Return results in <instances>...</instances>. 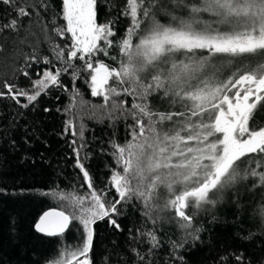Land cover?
Returning a JSON list of instances; mask_svg holds the SVG:
<instances>
[{
	"label": "snow or ice",
	"instance_id": "6c2138e0",
	"mask_svg": "<svg viewBox=\"0 0 264 264\" xmlns=\"http://www.w3.org/2000/svg\"><path fill=\"white\" fill-rule=\"evenodd\" d=\"M96 2L62 0L61 12L44 30L53 26L57 36L70 34V44L63 46L67 59L62 49L57 59L65 68L72 67L73 60L83 61L92 96L105 103L122 95L140 102L128 110L130 139L112 146L118 169L110 174L112 199L109 192L95 189L77 151L76 166L87 194L61 195L70 210L45 212L35 224L37 232L57 238H64L75 227L73 222L82 226L80 242L55 264H93V225L108 219L119 228L113 219L119 214L117 205L137 201L153 223V213L170 211L171 219L187 230L193 227L196 210L215 206L226 188L245 180L253 185L258 180L264 188V122L250 127V120L255 124L264 116V0H125L122 15L128 27L118 40L112 39L117 34L111 23H97ZM0 4L16 13L0 24V34L14 33L13 41L20 36V18L35 16L39 22L44 19L39 10L50 8L46 0ZM6 44H0V50ZM101 54L117 66L94 62ZM60 75L46 71L44 79L34 82L33 94L16 89L12 98L26 96L31 103L49 86H62ZM5 87L9 93L14 90ZM153 96L167 106H150ZM142 235L152 248L158 247L153 232ZM182 246L176 243L174 249Z\"/></svg>",
	"mask_w": 264,
	"mask_h": 264
},
{
	"label": "trees",
	"instance_id": "16d2710c",
	"mask_svg": "<svg viewBox=\"0 0 264 264\" xmlns=\"http://www.w3.org/2000/svg\"><path fill=\"white\" fill-rule=\"evenodd\" d=\"M46 2L49 10H39L42 21L35 16L20 18V36L15 41L14 33L0 34V44L7 41L0 50V93L4 94L0 95V264H55L62 258L74 227L64 238H57L37 232L35 224L45 212L70 210L61 195L87 194L83 173L76 166L77 151L95 189L109 192L108 199H112L110 174L118 170L112 146L130 139L128 110L140 102L122 95L105 103L102 97L91 95L83 61L73 60L72 67L65 68L56 53L62 49L67 59L63 46L70 44V34L57 36L53 26L44 30L61 12L62 0ZM124 5L125 0L96 2L97 23H111L117 34L114 40L128 27L122 15ZM12 18H16L15 11L0 4V24ZM61 23L62 16L56 19L57 25ZM25 35L27 39L20 43ZM109 52L117 54L113 49ZM45 59L50 63H44ZM95 60L117 66L102 54ZM46 71L61 72L62 86H49L31 103L26 96L12 98L16 89L33 94L34 82L44 79ZM5 84L14 86L12 93ZM148 103L158 109L167 106L155 96ZM262 122L264 116L255 124L250 120V127ZM117 207L119 214L113 219L119 228L108 219L93 225V264H264V188L258 180L254 185L245 180L226 188L218 194L215 206L196 210L193 227L187 230L171 219L170 211L153 213L157 217L153 223L137 201ZM194 229L198 231L189 235ZM149 231L159 242L156 248L142 235ZM176 243L183 246L174 249Z\"/></svg>",
	"mask_w": 264,
	"mask_h": 264
},
{
	"label": "rangeland",
	"instance_id": "374dc122",
	"mask_svg": "<svg viewBox=\"0 0 264 264\" xmlns=\"http://www.w3.org/2000/svg\"><path fill=\"white\" fill-rule=\"evenodd\" d=\"M81 231H82V226H80L77 222L73 229V234H71L70 237L68 238L67 247L65 250H72L75 248V246L80 242Z\"/></svg>",
	"mask_w": 264,
	"mask_h": 264
},
{
	"label": "water",
	"instance_id": "95a60500",
	"mask_svg": "<svg viewBox=\"0 0 264 264\" xmlns=\"http://www.w3.org/2000/svg\"><path fill=\"white\" fill-rule=\"evenodd\" d=\"M52 211H54V210H52Z\"/></svg>",
	"mask_w": 264,
	"mask_h": 264
}]
</instances>
